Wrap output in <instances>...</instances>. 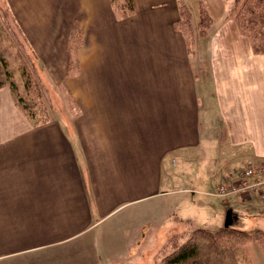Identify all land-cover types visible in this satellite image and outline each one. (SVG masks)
<instances>
[{
	"label": "crops",
	"instance_id": "obj_1",
	"mask_svg": "<svg viewBox=\"0 0 264 264\" xmlns=\"http://www.w3.org/2000/svg\"><path fill=\"white\" fill-rule=\"evenodd\" d=\"M54 1L5 0L38 56H67L75 21L83 41L80 73L66 86L79 110L71 124L67 114L53 113L32 124L10 89L0 88V264H144L137 253L146 234L128 228L130 209L176 191L164 171L166 153L198 144L206 109L174 25L178 6L170 13L146 0L148 7L136 4L122 18L111 0ZM157 15L163 34L138 31ZM263 57L236 66L238 101L226 110L230 122H242L250 162L264 156V118L249 114L250 86L264 79ZM226 90L231 95L233 87ZM213 96L206 106L220 103L217 86Z\"/></svg>",
	"mask_w": 264,
	"mask_h": 264
},
{
	"label": "rangeland",
	"instance_id": "obj_2",
	"mask_svg": "<svg viewBox=\"0 0 264 264\" xmlns=\"http://www.w3.org/2000/svg\"><path fill=\"white\" fill-rule=\"evenodd\" d=\"M53 2L56 4L54 0ZM134 2L139 10L148 7L146 0H134ZM149 2L166 6V11L170 13L175 6H178V18H180L181 6L184 20L181 28L185 34L180 33L187 36V39L184 37L186 50H189L186 52L189 60L192 61L200 108L206 109L199 117L198 144L184 150L170 147L166 153L164 171L169 179V187L176 188V191L135 204L130 209L132 220L128 228L146 234V239L138 248L137 257L141 258L140 262L144 264L145 262L162 264L164 256L172 252L176 245L188 239L194 230L216 232L223 229L227 210L233 209L236 217L235 225L242 227L249 234L239 246L244 261L247 264H264V200L259 199L258 195H247L243 192L228 196L216 195L219 187L225 183L230 184L233 181L232 186H239L241 181H244L240 175L245 168L264 163V156L256 162H250L254 152L251 145L247 146L248 143L241 144V141L246 139L240 136L242 122L239 117L233 118L230 122L231 114L226 112L228 102L234 109V102L238 101L235 98L236 85L233 78L236 66L251 65L254 60L264 56L252 50L255 42L253 32L249 31L250 27L244 25L247 20L244 8H242L244 11H240L243 0L238 6L236 0H151ZM251 3H254V0H251ZM0 7V15H6L5 19L14 28L13 30H16L14 23L16 16L14 14V18L12 17L5 0H0ZM64 7L67 11L66 2ZM65 13L67 15V12ZM158 19L159 15L149 27L138 31L151 36L163 34L164 24ZM59 34L63 33L59 32ZM19 35H15L17 44L25 50V55H29L28 63L31 67L33 64L34 74L39 77L36 89L30 92H40L37 100L49 110V114L64 115V117L67 114V123L71 124L79 110L71 105L70 89L66 88L71 77L66 78V73L67 68L76 74L78 71L80 73L77 49L83 39L79 25L76 21L73 23L71 43L68 48L70 51L67 56L63 55V50L60 51L61 55L38 56L37 52L28 49L31 45L28 41H23L22 35ZM65 43L62 40L59 46L64 48ZM68 61H71L70 65ZM257 83L255 81L250 86V94L253 96L251 98L255 103L249 114L260 112L259 114L264 118V79L260 81V85H256ZM216 86L219 107L214 102L206 106V101L214 97ZM228 86L229 90L230 86L233 87L231 95L226 93ZM217 107L218 111L215 115L214 111ZM230 109L229 107L228 110ZM262 123L264 124V120ZM206 258L205 255L203 258L205 263Z\"/></svg>",
	"mask_w": 264,
	"mask_h": 264
},
{
	"label": "trees",
	"instance_id": "obj_3",
	"mask_svg": "<svg viewBox=\"0 0 264 264\" xmlns=\"http://www.w3.org/2000/svg\"><path fill=\"white\" fill-rule=\"evenodd\" d=\"M241 1L236 0V5ZM111 3L122 18H128L135 12L134 0H111ZM242 8L247 16L244 25L253 32L255 42L252 50L256 54L264 55V0H254V3L243 0L240 11ZM8 11L10 12L9 9ZM5 17L6 15H0V88L10 89L15 104L32 124H44L50 120L49 110L37 100L40 92H30L36 89L39 77L34 74L33 64L31 67L28 63L29 55L24 54L25 50L17 44L15 38L16 34L21 35V27L14 21L16 30H13ZM174 25L179 32L185 34L181 28L184 25L181 6L180 18ZM184 37L187 39V36ZM78 73L68 68L66 78L75 77ZM248 237L247 231L235 224L216 232L196 229L188 239L164 256L162 264H247L239 246ZM205 255L206 263L203 260Z\"/></svg>",
	"mask_w": 264,
	"mask_h": 264
},
{
	"label": "built area",
	"instance_id": "obj_4",
	"mask_svg": "<svg viewBox=\"0 0 264 264\" xmlns=\"http://www.w3.org/2000/svg\"><path fill=\"white\" fill-rule=\"evenodd\" d=\"M242 180L239 186H232L234 183H225L219 187L217 196H228L232 194L245 193L258 195V198L264 200V163L252 165L241 172ZM234 185V184H233Z\"/></svg>",
	"mask_w": 264,
	"mask_h": 264
},
{
	"label": "water",
	"instance_id": "obj_5",
	"mask_svg": "<svg viewBox=\"0 0 264 264\" xmlns=\"http://www.w3.org/2000/svg\"><path fill=\"white\" fill-rule=\"evenodd\" d=\"M235 213L233 209L227 210L226 218H225V228H229L230 226L235 224Z\"/></svg>",
	"mask_w": 264,
	"mask_h": 264
}]
</instances>
